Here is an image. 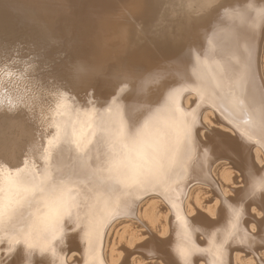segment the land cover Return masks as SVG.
Wrapping results in <instances>:
<instances>
[{"label": "bare ground", "instance_id": "6f19581e", "mask_svg": "<svg viewBox=\"0 0 264 264\" xmlns=\"http://www.w3.org/2000/svg\"><path fill=\"white\" fill-rule=\"evenodd\" d=\"M207 3L0 0V139L10 145L0 149L5 177L9 169L44 173L49 141L55 144L50 125L77 112L90 114L77 125L87 132L81 152L99 126L128 117L137 127L150 124L156 144L133 168L113 172L94 171L110 158L107 140L82 157L71 144L60 145L54 164L64 174L76 172L83 184L70 188L59 210L41 208L34 222L35 207L26 204L0 226V264H135L130 254L159 256L165 264H264V0H215L210 11ZM72 65L89 72L69 76ZM61 67L63 78L53 71ZM129 73L135 86L124 79ZM62 83L64 115L55 92ZM231 93H242L246 109L230 102ZM186 126L195 134H185ZM218 156L244 167L233 194L222 189L231 182L227 173L218 171L217 182L210 176ZM197 183L215 195L192 214L188 201L196 205ZM152 196L173 213L161 216ZM123 215L150 236L134 244L138 231L115 228ZM69 245L80 253L64 251ZM233 250L254 253L256 262H241Z\"/></svg>", "mask_w": 264, "mask_h": 264}, {"label": "snow or ice", "instance_id": "6c2138e0", "mask_svg": "<svg viewBox=\"0 0 264 264\" xmlns=\"http://www.w3.org/2000/svg\"><path fill=\"white\" fill-rule=\"evenodd\" d=\"M214 4L215 0H208L205 10L210 11ZM155 31H159V29ZM254 51L255 43H253ZM224 70L226 71V69ZM53 71L58 72L62 78L65 76L63 67L53 68ZM67 71L69 76L79 78L87 75L89 69L84 65H72ZM156 76L157 74H152L149 80L155 81ZM124 79L135 86L136 77L133 74H125ZM62 87H64L63 91L61 90ZM66 91L64 83L55 89L57 98L60 101L57 107L63 109L61 115L68 112ZM121 91L123 92L125 89ZM262 94H264V88H262ZM231 101H234L241 109H246L242 93H231ZM82 115L88 117L90 114L77 112L74 117H70L62 125L60 123L50 125V127L56 129L55 144L49 141V151L46 156L49 166L44 173H29L27 169L15 171L9 169L5 177L3 171L0 170V226L4 225L6 221L11 222L18 210L26 204L35 207L32 214L34 222L39 219L41 208L55 207L59 210L68 197L70 188L83 184L84 181L79 179L76 172L64 174L54 164L53 152L62 144H71L77 157H82L93 146H98L102 141L107 140L109 142L107 155L110 158L104 164L98 165L94 171L106 168L109 172L117 171L122 167L133 168L134 160L145 159L150 150H155L156 144L151 125L146 122L144 125L137 127L136 121L128 117L127 120H122L114 127L99 126V131L93 133L92 139L87 140L84 152H81V145L85 143L87 137V132L83 128L77 127L81 123ZM88 128L91 130L92 125L89 124ZM184 132L185 134H195V130L187 126L184 128ZM205 134H207V130ZM9 147L10 145L5 140L0 139V149L7 150ZM97 151L99 152L98 147ZM12 251L14 252L15 249ZM9 255H11V252Z\"/></svg>", "mask_w": 264, "mask_h": 264}, {"label": "rangeland", "instance_id": "374dc122", "mask_svg": "<svg viewBox=\"0 0 264 264\" xmlns=\"http://www.w3.org/2000/svg\"><path fill=\"white\" fill-rule=\"evenodd\" d=\"M169 20H170V22L168 23L169 26L170 25L173 26L172 24H173V21L175 20V17H171V19H169ZM212 125L214 127H222V128L227 129L226 127L222 126L221 124L213 123ZM203 138H206V136L204 135ZM245 149H247V148H245ZM243 169H244V167L239 165V164H236L233 161V159L226 158L224 156H218L216 159L213 160V162H211L209 164V170H211L210 176L214 180L216 179L215 180L216 182H217V179L219 178L218 171H220V170H223L225 173H227L231 177L230 185H228V186L222 185V189L226 193H231V194H233L232 193L233 192L232 187L235 188V187H238L239 185L243 184V181H242L243 180V174H242ZM238 180H239V182H238ZM193 188H196L195 192H197L199 194V197L196 201L197 202L196 205H194L193 202L188 201V203L190 205L189 213H192V214L196 213L198 209L199 210L201 209L202 211L206 210L207 206L209 204H211V202H212L211 201V202L207 203L206 198L212 197L215 195L213 193L214 192V189H212L213 187L207 183H197L194 186H192V189ZM210 190H213V191H210ZM152 197H153L152 199L155 200L157 203L155 210L159 211V214L161 216H163L165 214L168 215V214L173 213L171 207L169 206V203L166 202L163 198L156 197V196H152ZM262 202L264 203V199L262 200ZM162 209L165 211H163ZM254 211L258 212V213H262L260 211L259 207H257V206L256 207L254 206ZM184 213H185V215L186 214L188 215V212L184 211ZM134 219L135 218H133V217L123 215V216L117 217L114 220V224H117L115 226V228H117V229L124 226V227L131 228V229L133 228L136 231H138L135 235H132V239H134V244H135V243L139 242V240H141L143 237H146V236L149 237L150 235H149V233L143 234L142 232H143L145 227L139 226ZM248 226H249V224H248ZM248 226L246 224V227H248ZM253 226L256 227L257 223L253 222ZM197 236L203 237L201 234H198ZM72 248H73V246L69 245L68 247H66L64 249V251L69 252ZM78 248H73V250H74L73 252L80 253ZM257 251L260 252L262 250L258 249ZM233 254H237L236 256H240L239 260L241 262L244 261L245 259H249V258L252 259L253 262H256V257H255L254 253L248 254L247 252H245L243 250H239V251L233 250L232 253H230V256L233 257ZM128 257H130L131 259L133 257H137L135 264H165V262L162 260V258H160L159 256H154V255L153 256L152 255L146 256V255H139V254H134V255L130 254Z\"/></svg>", "mask_w": 264, "mask_h": 264}, {"label": "flooded vegetation", "instance_id": "af4514ba", "mask_svg": "<svg viewBox=\"0 0 264 264\" xmlns=\"http://www.w3.org/2000/svg\"><path fill=\"white\" fill-rule=\"evenodd\" d=\"M198 210H199V209H198ZM198 210H197V211H198Z\"/></svg>", "mask_w": 264, "mask_h": 264}]
</instances>
